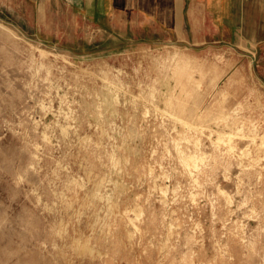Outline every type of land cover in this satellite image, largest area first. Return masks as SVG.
<instances>
[{
	"label": "rangeland",
	"instance_id": "rangeland-1",
	"mask_svg": "<svg viewBox=\"0 0 264 264\" xmlns=\"http://www.w3.org/2000/svg\"><path fill=\"white\" fill-rule=\"evenodd\" d=\"M84 3L0 0V264H264V44Z\"/></svg>",
	"mask_w": 264,
	"mask_h": 264
},
{
	"label": "crops",
	"instance_id": "crops-1",
	"mask_svg": "<svg viewBox=\"0 0 264 264\" xmlns=\"http://www.w3.org/2000/svg\"><path fill=\"white\" fill-rule=\"evenodd\" d=\"M86 1L85 7L99 8L101 14L110 16L123 15L118 13L122 3L129 9L125 14L131 24L152 25L193 43L222 32L232 42L264 44V0H83Z\"/></svg>",
	"mask_w": 264,
	"mask_h": 264
},
{
	"label": "bare ground",
	"instance_id": "bare-ground-1",
	"mask_svg": "<svg viewBox=\"0 0 264 264\" xmlns=\"http://www.w3.org/2000/svg\"><path fill=\"white\" fill-rule=\"evenodd\" d=\"M82 250V249H81Z\"/></svg>",
	"mask_w": 264,
	"mask_h": 264
}]
</instances>
